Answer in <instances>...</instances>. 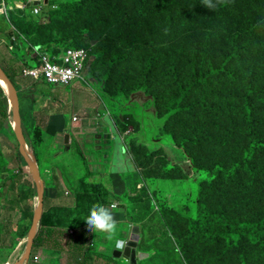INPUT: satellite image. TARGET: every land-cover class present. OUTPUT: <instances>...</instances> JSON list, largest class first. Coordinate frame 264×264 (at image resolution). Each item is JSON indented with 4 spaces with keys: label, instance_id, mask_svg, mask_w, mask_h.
<instances>
[{
    "label": "trees",
    "instance_id": "16d2710c",
    "mask_svg": "<svg viewBox=\"0 0 264 264\" xmlns=\"http://www.w3.org/2000/svg\"><path fill=\"white\" fill-rule=\"evenodd\" d=\"M73 1V4L58 5L48 0L49 6L41 7L37 15L33 13V6L18 9L16 14L8 11L7 15H0V37L9 42L7 49L12 46L11 50L8 49L11 54L9 61L25 63L26 67L33 68L38 65L40 54L53 56L69 48L86 49L90 56L88 67L94 69L91 78L97 84L109 87L106 91L109 97L129 100L132 95L144 93L149 100H155L157 115L163 119L165 126L162 133L174 139L176 146L189 157L190 167L205 176L203 184L208 187L214 183L213 187L225 201L223 209H220L202 199L196 200L195 209L183 220V231L178 235L180 239H177V246L182 256L179 264H184V260L187 264H199V248L195 239L203 243L227 241L234 245L246 240L264 257V35L258 32L262 29L246 22L238 11H233L232 19L227 22L209 21L213 14L218 13L220 16L222 11L230 12L224 5L231 2L233 6L232 0H227L214 10L205 8L202 0H127L129 5L125 0ZM113 1L122 13L120 18L126 21L123 25L135 31L133 37L147 40L152 46L180 50L152 52L146 62L139 66L137 75L132 76L127 69L122 73L117 71L124 58L114 55L112 51V59L106 64L103 73L98 75L95 72L99 61L95 46L91 47L83 37L79 39L81 44L64 42H71L76 33H82L87 27L83 25L89 23L92 13H103ZM245 1L255 8L254 15L260 17L257 23L262 25L264 0ZM55 6H60L58 11L53 10ZM221 23L232 29L227 38L230 43L222 46L223 50L216 51L213 47V51L209 52V47H205L201 41L210 39L214 43L226 40L224 28L220 32ZM137 51L136 48L128 50L131 55ZM0 68L13 85L19 86L20 83L15 80L16 74L2 64ZM111 83L114 84L113 90L110 89ZM8 107L7 96L0 86V126L7 119ZM183 113L189 117H183ZM9 116H12V112ZM127 118L129 125L136 127L141 124L133 121L131 115ZM126 131V127H123L122 133L126 134ZM23 135L40 166L41 146L35 140L38 136L34 132L31 135L24 132ZM189 139L191 145L197 144L202 149L191 151L189 144L179 143ZM74 142L76 150L86 160L80 144L77 140ZM126 145L124 151L132 155L135 171L140 172L142 167L144 171L151 170L145 167L158 155V151H148L135 139L129 141L128 138ZM89 171L87 169L72 188L76 197L74 208H54L44 212L34 239L33 253L40 248H47L45 237L51 229L58 226L71 228L73 218L80 212L85 215L80 225L82 230L75 231L72 242L84 260L81 264L93 262V250L89 245L91 236L84 220L93 204L106 205L110 199L120 200V194L112 192L103 183L85 181ZM129 174L132 177L135 174V178L139 175L134 171ZM128 185L126 192L131 191L132 195L126 193V198L130 204H121L126 206L130 219L139 225V249L144 234L143 225L146 219L154 217L153 207L149 199L147 214L141 208L142 216L139 217L138 210L146 200L137 193L134 178ZM142 192L149 194L147 189ZM137 195L143 200L140 205ZM158 210L161 213H157V217L160 216L162 220L167 211L161 205ZM145 253L148 254V251ZM95 255L107 262L115 259Z\"/></svg>",
    "mask_w": 264,
    "mask_h": 264
},
{
    "label": "rangeland",
    "instance_id": "374dc122",
    "mask_svg": "<svg viewBox=\"0 0 264 264\" xmlns=\"http://www.w3.org/2000/svg\"><path fill=\"white\" fill-rule=\"evenodd\" d=\"M15 1L24 0H5L6 3H4L3 0H0V8L3 7L1 6L2 3H4L5 8H8V10L4 11V15H7L8 11H12L13 14H16L15 11H18L19 8L15 6ZM52 1L58 5L59 3L73 4L75 2L73 0ZM125 1L126 4L129 5L128 1ZM232 3L233 6H231V2L224 5L225 9H228L230 12L222 11L220 16L218 13L213 14V16L209 18V21L213 23H219V20L227 22L232 19V12L238 11L246 22L253 23L254 26L258 25L259 28L262 29L258 32L264 35V23H262V25L257 23L260 17L257 14L254 15L255 8L250 4H247V1L245 0H232ZM220 5L222 6L223 4ZM59 8L60 6H55L53 10L58 11ZM121 15L122 13L119 11L118 7H116L115 1H113L111 7L103 13H92L89 23L83 25L87 26L86 29H84L82 33H76L73 40H69L71 42L64 43L72 45H74V43L79 44V39L83 37L84 40L86 39L87 44L91 47L95 46V49L97 50V59H99L95 72H97L98 75L103 73L106 64L112 59V51H114V55L120 57L122 56L124 58L120 62L121 66L117 68V71L122 73L127 69L130 72V76H132L138 72L139 66L146 62L148 55L152 52L180 50V48L167 49L166 47L160 45L152 46L147 40L133 37L135 35V31H133L130 27H126V24L123 25V22L126 21L124 18H120ZM102 17L104 18L101 19ZM262 21H264V18ZM121 26L123 27L120 28ZM219 27L221 33L224 28L226 40H219L214 43L210 39H203L201 41L205 47H209V52L213 51V47H215L214 49H217L216 51H219L220 49L223 50L224 48L222 46L230 43L227 38L230 37L232 29H230L229 26L226 27L225 23H221ZM198 32H200V30ZM1 38L2 37H0V39ZM2 44L7 46L10 45L9 42L3 38L0 40V47H3ZM131 48H136L138 51L131 55L128 52ZM1 54L4 57L3 66L10 70L11 73L16 74L15 80L22 84H19L20 87L14 85V90L16 91L18 100L17 111L22 131L28 133L29 135L31 134L32 128L30 127H32V125L29 124V120L33 122V109L35 106H40L44 108V110H46V107L51 106L55 111H64L69 127H71L74 112L76 113L75 115L81 118V122L82 118L97 117L98 121L104 120L107 124H109L114 138L119 139V142H115V139L111 136L110 130H105L104 135H106L107 138L104 139L103 143L106 142L107 145H103V149L101 151H96L87 144L86 151H84L86 160H84L82 155L79 154L77 150L69 153L71 155H68L66 158L64 154L68 153L62 154L57 151L56 155L58 158L56 159H58L60 166L67 169L68 174L74 177L75 181L78 182L81 175L87 169H90V164L92 163L91 165H95L93 158L89 156L90 153L95 154L96 152H100L101 155L103 153H109L111 155V161L106 166V171H113L111 179H109L111 182L109 187L112 189V183L117 186V193L120 194V200H118L119 203L121 204L126 202L130 204L129 199L126 198V196L127 194L132 195V193L131 191L126 192V189H128L127 186H129V181L133 178L136 182L137 193H140L146 200L142 204L143 200L141 196L137 195L140 198L138 200L139 205L142 204L138 210L139 217L142 216V213L140 214L141 208H143V211L147 214V202H149V199L152 202L154 217L146 219L147 221H145L143 225L144 234L140 245L141 248L138 249L141 252L144 251V253L147 250L148 257L142 260L139 264H158L162 261H166L167 264H171L172 262L173 264H179L182 256L180 255V250L177 246V239L179 238L178 235L183 231V220L191 213L192 210L195 209L196 200L202 199L209 205L220 209H223L225 201L213 187L214 183L208 187L203 184L202 179L205 178V176L201 173L195 172L190 167L189 157L183 149L176 146L174 139L172 137L170 139L166 133H162V128L165 129V126H163V119L157 115L158 107L155 100H149L144 93L132 95L129 100H126L125 98L112 99V96L109 97V93H107V89H109V87H106L101 83L97 84V82L91 78L90 74H94L93 67H87L83 79L77 80L71 85L65 87L51 86L44 83L42 80L38 83H34L33 81H30L29 77L23 75V70L25 68L30 69L31 67H26L25 63L23 65L21 62L8 63L7 58H5V56L7 57L5 48ZM35 54L37 55V53ZM110 87V89L113 90L114 84L111 83ZM116 89L114 92H116ZM37 92H39V94ZM7 100L9 103V99ZM9 109L10 112H12L10 103ZM29 112H31V114H28ZM129 115L133 117V121L136 120L141 124H137L136 127L135 125H129V120L127 118ZM182 116L189 117L184 113ZM10 119V129L13 132V115L10 116ZM123 127H126L127 129L126 134L122 133ZM36 128L39 131L37 125ZM30 129L31 131L28 132ZM135 129H138V131L136 132ZM133 133H135V135H133ZM128 138L129 141L132 139L137 140V143L145 146L148 151H158V155L154 157L145 167L146 170H151L144 171L142 167L139 169L140 172H136L135 163L129 152L126 151L127 153H124L126 160H121L119 158L121 161L117 159V155H115L114 151L111 152L122 144L125 146ZM51 141L52 138L48 137L47 143H51ZM190 141L191 140L189 139L187 142L179 143L189 144L191 151H200L202 149V147L197 144L191 145ZM70 143L67 145H70ZM108 145L109 147H105ZM74 148L77 147L75 146ZM29 149L30 148H28V152L32 153L31 149ZM48 149H50L51 152V149L53 148L51 145L43 144L39 149L41 166V168L39 167V170L42 180H47L50 177V174H48V167L54 165L53 160H51L50 155L48 154ZM18 150L20 151V148H18ZM150 153L151 152H149V154ZM109 154L108 156H110ZM87 157H90L91 160ZM159 158L161 161H159ZM62 159L64 160L62 161ZM133 171L134 173H139L138 178H135V174L134 177L129 174ZM262 186L264 187V184ZM146 189L149 194H144L142 192H145ZM123 191L125 193H122ZM134 194L135 193L133 192V195ZM159 205L164 208V211L168 212H166L164 217H162V220L160 219V216L157 217V213H161L158 210ZM120 206H122V204ZM119 210L122 211L124 216L121 215L123 217L121 219L118 217L120 213L115 216V219H119L117 220L118 232L116 238H126L123 234L125 228L129 229V226L125 223L127 219L126 213L121 208H119ZM84 216L85 215L83 213H76L73 218L74 221L72 226L74 231L82 230L80 229V225ZM65 235L69 237V231ZM65 240L66 239L62 241L64 242ZM73 243L74 242H71V236L69 237L67 245L64 242L65 248H62L61 250L66 249L68 252L63 255L65 256L62 258L63 264L84 263V260H82L81 256H79L80 254L78 253V250H75ZM91 243V250L101 244L107 249L106 254L104 255L110 258L113 257L112 251L115 250L113 241L106 239L102 234H96L93 236V242L92 239H90L89 245ZM195 243L199 248V264H264V257L258 252L254 245L249 244L246 240H242L236 245L230 244V242L227 241H211L203 243L199 239H195ZM27 246L26 249L24 247V254L27 251ZM35 253L32 251L31 259L27 261V264H29L30 261L32 262V259L35 257ZM92 253L94 256L93 264H130V262L123 257L111 259V262H107L105 259L96 257L94 252ZM109 253L112 254L109 255ZM21 259H19L18 264H20ZM240 260H242V262ZM85 263L90 264L89 262ZM184 264H187L185 260Z\"/></svg>",
    "mask_w": 264,
    "mask_h": 264
},
{
    "label": "crops",
    "instance_id": "0c3cea01",
    "mask_svg": "<svg viewBox=\"0 0 264 264\" xmlns=\"http://www.w3.org/2000/svg\"><path fill=\"white\" fill-rule=\"evenodd\" d=\"M3 2L6 3L5 0H3ZM15 2L18 3L24 1ZM5 10H8V8H5ZM0 15H4V13H0ZM2 46L3 47H0V64L3 65L4 57L1 53L4 51V48L7 52V57L5 56V58H7L8 63L12 61H9L11 54L8 52L7 45L2 44ZM29 79L34 83L41 81L34 80L30 77ZM37 93L39 94V92ZM7 113L8 116L6 121L2 122L0 126V264H18L19 259L22 258L26 249L28 236L34 222L36 210L40 206V195L39 186L34 177V173L30 170L24 157L18 150L19 143L17 137L14 130L12 132L10 129L11 119L9 116V107L7 108ZM28 114H31V112ZM75 114L76 113L74 112V115ZM33 117V122L29 120V124L32 125V127H30L32 128V132H34L35 136H38L35 138V140L38 141L37 144H39V146L48 144L53 148L51 149V152L50 149H48V154L50 155L51 160H53L54 165L48 167V174H50V177L47 180H43L45 191L44 212L54 208H74L76 205V197L72 188L76 186L78 182L75 181L74 177L68 174L67 169L60 166L58 159H56L58 158L56 152L59 151L62 154L68 153L64 154L65 158L68 155L70 156L71 154L69 153L76 151V148H74L76 146L74 140L78 141L82 151H86L87 144L90 145L92 149L101 151L103 145H107L106 142V144L103 143L104 139L107 138L106 135H104V132L105 130L111 131V127H109V124L104 120L103 121L107 126L102 128H84L81 125V121L76 123L71 122V127H69V124H67L66 121L65 112L55 111L51 106L46 107V110L40 106H35L33 109ZM83 119L84 118H82V120ZM89 119L98 118L90 117ZM36 125L39 128V131H37ZM30 131L31 129L28 132ZM66 135H70V145L66 144ZM111 136L115 139L112 131ZM48 137L52 138L51 143H47ZM118 140L119 139H115V142H119ZM105 147H109V145ZM113 151L115 152V155H117L118 160H126L124 153L127 152L124 151V144L115 148L111 152ZM108 154L109 153H103L101 155L100 152L89 154V156L93 158L95 165H91L92 163L90 164V171L86 175L85 181L89 183H103L109 187L111 184L109 179H111L113 171H106V166L111 161V155L109 154L110 156H108ZM90 157L87 158L91 160ZM63 160L64 159H62V161ZM85 173L86 171L81 177L85 175ZM116 187L117 186L112 183V192L117 193ZM113 201H115V199H110L109 204L104 206L110 207V203ZM120 205L121 204L119 203L117 207H114L111 210L114 216L120 213L118 215L120 219L123 218L122 216H124V214H122V211H120L119 208L126 213L127 219L125 223L129 226V229L125 228L123 234L128 239L131 227L135 222L130 219L126 206L122 205V207ZM116 220L119 219L116 218ZM54 222H58V220ZM29 227L30 230L28 231ZM68 231L72 242V236L75 234L72 227L66 229L58 226L51 229V232L47 233V237H45V239H47L45 247L47 248H40L36 251L35 256L38 257L40 261L35 262L32 259V262L30 261L29 264H63L62 258L65 257L63 255L66 254L68 250L61 249L65 248L64 242L67 245L69 241V237L65 235ZM88 232L91 236L90 239H92L93 242L94 234L90 231ZM64 239L66 240L63 242L62 240ZM106 251V247L101 244L93 249L94 254L104 255L106 254ZM25 264H27V262ZM91 264H93V262Z\"/></svg>",
    "mask_w": 264,
    "mask_h": 264
},
{
    "label": "water",
    "instance_id": "95a60500",
    "mask_svg": "<svg viewBox=\"0 0 264 264\" xmlns=\"http://www.w3.org/2000/svg\"><path fill=\"white\" fill-rule=\"evenodd\" d=\"M40 3L41 2L39 0H36L33 2V5L39 6ZM43 3L45 5H47L48 0H43ZM30 5H31V3L29 2L28 6H30ZM0 70H1L2 79L11 92L9 94L1 86L4 93L6 94L7 98L9 99V103H10L11 108H12V115H13V121H14L13 130L15 132V135L17 137V141L19 143L20 153L24 157V159H25L26 163L28 164L30 170H32V172L34 173V177H35L37 184L39 186L40 206L36 210L34 222H33L31 231H30L29 236H28L27 251L23 255V257L20 261V264H25L28 260L31 259V253L33 250L34 239L36 237L38 226L42 220L43 213H44V198H45L44 181L42 180V177L40 174L36 155H34L33 152L32 153L28 152L27 144H26V141H25V138L23 135V131H22L19 116H18V111H17V108H18V102L17 101L18 100H17V96H16V91L14 90L15 89L14 85L9 81V79L3 73L1 68H0ZM81 125L84 128H102L104 126H107V124H105L104 121H101V120L98 121V119H89V118L83 119ZM69 140H70V135H67L66 136V144L70 143ZM128 239L130 240V242L124 251H118V250L113 251V257L115 259L123 257L126 260H128V262H130V264H137L138 260H143V259L148 257L147 253L138 251V244L140 241L139 225H137V224L132 225Z\"/></svg>",
    "mask_w": 264,
    "mask_h": 264
},
{
    "label": "built area",
    "instance_id": "2783aa9c",
    "mask_svg": "<svg viewBox=\"0 0 264 264\" xmlns=\"http://www.w3.org/2000/svg\"><path fill=\"white\" fill-rule=\"evenodd\" d=\"M36 0H27L26 2H15V6L19 9H25L27 7H34L33 13L35 15L39 14L41 7L46 6L43 3V0H39L41 3L39 6L33 5V2ZM31 3L28 6V3ZM0 8V13H4L5 5ZM9 50L12 49V46L8 47ZM64 53L60 55H49L46 53L40 54L38 56V65L36 67L25 68L23 70V75L30 77L34 80H42L48 83L51 86L56 87H65L71 85L77 80H81L85 76L86 69L88 67V62L90 59L89 52L86 49H75L69 48ZM81 121V118L77 115L73 116L72 122L76 123ZM115 204V207L119 205V201L115 200L110 203V206ZM35 262H39L38 257H34Z\"/></svg>",
    "mask_w": 264,
    "mask_h": 264
},
{
    "label": "clouds",
    "instance_id": "9594fccd",
    "mask_svg": "<svg viewBox=\"0 0 264 264\" xmlns=\"http://www.w3.org/2000/svg\"><path fill=\"white\" fill-rule=\"evenodd\" d=\"M226 2L227 0H202V5L207 9L214 10L218 5ZM114 207L115 204L110 207H105L100 203L93 204L84 222L87 225V230L92 234H102L106 239L113 241L115 250L124 251L130 240L127 238H116L118 221L111 210Z\"/></svg>",
    "mask_w": 264,
    "mask_h": 264
},
{
    "label": "bare ground",
    "instance_id": "6f19581e",
    "mask_svg": "<svg viewBox=\"0 0 264 264\" xmlns=\"http://www.w3.org/2000/svg\"><path fill=\"white\" fill-rule=\"evenodd\" d=\"M0 85L4 87V90L6 92H8L9 94L11 93L10 90L8 89V87L6 86L5 82L2 79V75H1V70H0ZM15 253V252H14Z\"/></svg>",
    "mask_w": 264,
    "mask_h": 264
}]
</instances>
